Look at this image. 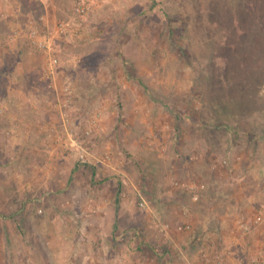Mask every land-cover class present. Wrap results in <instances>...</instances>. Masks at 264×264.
Listing matches in <instances>:
<instances>
[{"label": "rangeland", "instance_id": "1", "mask_svg": "<svg viewBox=\"0 0 264 264\" xmlns=\"http://www.w3.org/2000/svg\"><path fill=\"white\" fill-rule=\"evenodd\" d=\"M76 1L0 0V264H264V0Z\"/></svg>", "mask_w": 264, "mask_h": 264}, {"label": "built area", "instance_id": "2", "mask_svg": "<svg viewBox=\"0 0 264 264\" xmlns=\"http://www.w3.org/2000/svg\"><path fill=\"white\" fill-rule=\"evenodd\" d=\"M89 10V5L85 0H78L76 1L74 8H73V14H75L78 17L83 18ZM43 19V18H41ZM69 27L68 22L60 21L54 26V31L58 35H64L65 31H67ZM31 42L33 47L39 51L42 52L47 58H46V69L44 72V76L47 79L53 78L55 73V66L57 64V59L52 54V40L49 36L44 34H39L37 32H33L31 35ZM225 162V161H224ZM177 185V183H175ZM190 191L193 192L192 198L194 200L197 199V192H200L204 189V185H190ZM140 207L142 209L146 208L145 202H141ZM261 221L260 217H256L252 220L251 225L258 224ZM237 226L242 231L246 232L249 230V223L242 222L238 220Z\"/></svg>", "mask_w": 264, "mask_h": 264}, {"label": "trees", "instance_id": "3", "mask_svg": "<svg viewBox=\"0 0 264 264\" xmlns=\"http://www.w3.org/2000/svg\"><path fill=\"white\" fill-rule=\"evenodd\" d=\"M124 69H125V72H126V75L127 77H129L130 79H132L133 81L137 82L139 85H142L141 84V80L137 77V76H133L131 74V71L130 69L127 67V65H124ZM144 87V86H143ZM118 120L120 121L121 120V113H119L118 115Z\"/></svg>", "mask_w": 264, "mask_h": 264}]
</instances>
